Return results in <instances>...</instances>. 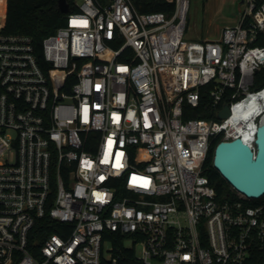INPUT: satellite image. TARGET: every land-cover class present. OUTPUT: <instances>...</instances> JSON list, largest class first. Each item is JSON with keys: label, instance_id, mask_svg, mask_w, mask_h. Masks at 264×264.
I'll list each match as a JSON object with an SVG mask.
<instances>
[{"label": "built area", "instance_id": "2783aa9c", "mask_svg": "<svg viewBox=\"0 0 264 264\" xmlns=\"http://www.w3.org/2000/svg\"><path fill=\"white\" fill-rule=\"evenodd\" d=\"M173 2L143 14L131 0H75L42 42L46 71L1 13L0 264H264V196L220 200L204 170L215 138L255 151L264 0H241L237 25L201 41L185 40L190 0ZM209 85L216 115H230L186 120ZM46 213L67 227L34 256Z\"/></svg>", "mask_w": 264, "mask_h": 264}, {"label": "trees", "instance_id": "16d2710c", "mask_svg": "<svg viewBox=\"0 0 264 264\" xmlns=\"http://www.w3.org/2000/svg\"><path fill=\"white\" fill-rule=\"evenodd\" d=\"M68 6L67 13H63L59 7V0H7L6 20L4 33L7 35H26L32 39L35 54L40 66L47 70V63L42 57L43 40L54 34L57 28L66 24L67 15L77 12L75 0H65ZM205 1V0H203ZM134 7L140 13L162 12L170 14L174 10L173 0H131ZM259 45H264V36L259 41ZM264 85V66L254 75V89H259ZM211 86L201 88V96L199 105L195 108L185 105L184 118L187 119H204L217 121L216 109L213 107L209 98V90ZM228 101L224 100V103ZM220 142V138H215L210 146L207 159L204 163L205 175L209 180L210 186L214 189L216 197L220 200L239 199L238 193L231 188L227 182L213 168V155L216 145ZM55 178V177H54ZM55 196V185H52V193L47 203V211L52 206V200ZM248 203H255L249 201ZM67 227L64 224L56 223L51 220L48 213L43 218L37 219L33 229L29 234V243L33 255L36 256L37 246H41L50 235L61 234L60 229ZM115 245L120 240L112 239ZM35 243V245L33 244ZM127 256L133 257V252L126 251ZM259 259V256L257 258Z\"/></svg>", "mask_w": 264, "mask_h": 264}, {"label": "water", "instance_id": "95a60500", "mask_svg": "<svg viewBox=\"0 0 264 264\" xmlns=\"http://www.w3.org/2000/svg\"><path fill=\"white\" fill-rule=\"evenodd\" d=\"M61 12L67 13L65 0H59ZM230 115L228 105L218 113L219 120ZM255 151L241 139L219 142L213 155V168L233 188L248 200L264 196V122L261 121L255 134Z\"/></svg>", "mask_w": 264, "mask_h": 264}, {"label": "rangeland", "instance_id": "374dc122", "mask_svg": "<svg viewBox=\"0 0 264 264\" xmlns=\"http://www.w3.org/2000/svg\"><path fill=\"white\" fill-rule=\"evenodd\" d=\"M5 0H0V27L4 23ZM241 0H190L187 15L186 41L216 40L225 27L236 26L239 21ZM242 9V8H241ZM111 248L104 244V251ZM140 248H136V253ZM108 257L107 253H104Z\"/></svg>", "mask_w": 264, "mask_h": 264}, {"label": "bare ground", "instance_id": "6f19581e", "mask_svg": "<svg viewBox=\"0 0 264 264\" xmlns=\"http://www.w3.org/2000/svg\"><path fill=\"white\" fill-rule=\"evenodd\" d=\"M260 99H262V101H261V108H262L263 111H264V92H263L262 94H260ZM261 121L264 122V113H263V116H262V118H261Z\"/></svg>", "mask_w": 264, "mask_h": 264}]
</instances>
